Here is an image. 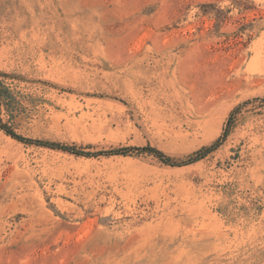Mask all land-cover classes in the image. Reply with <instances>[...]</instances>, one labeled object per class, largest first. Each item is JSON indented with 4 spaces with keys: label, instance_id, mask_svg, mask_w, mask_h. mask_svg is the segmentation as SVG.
I'll use <instances>...</instances> for the list:
<instances>
[{
    "label": "rangeland",
    "instance_id": "374dc122",
    "mask_svg": "<svg viewBox=\"0 0 264 264\" xmlns=\"http://www.w3.org/2000/svg\"><path fill=\"white\" fill-rule=\"evenodd\" d=\"M0 124V264H264V0H0Z\"/></svg>",
    "mask_w": 264,
    "mask_h": 264
},
{
    "label": "trees",
    "instance_id": "16d2710c",
    "mask_svg": "<svg viewBox=\"0 0 264 264\" xmlns=\"http://www.w3.org/2000/svg\"><path fill=\"white\" fill-rule=\"evenodd\" d=\"M0 128L3 129L7 135H10L15 140L20 141V142H24V143H31L32 142V143H35V144L48 146V147L53 148V149H61V150H64V151H68V153H71V154H74V155H86V156L95 155L92 152H86L85 150L77 148L76 146L55 144V143H50L48 141H32L30 139H27V138H24V137H22L20 135L15 134L13 130H11L10 128H8V127H6L4 125H1V124H0ZM215 145H216V143L214 145L212 144L209 148L206 149V151H205V153L203 155L196 156L195 158L193 157L192 159H190L188 161V163L189 162H193V161L195 162V161L201 159L203 156L207 155V153L210 152L212 149L214 150L215 149V147H214ZM135 150H137L138 152L150 153V154L158 157V159L161 160L162 162L167 163V164H173V162H174V160H172L169 157L165 156L164 153H162L160 150H158L155 147H151V146H145V147H142V148L137 147V148H135ZM99 153H101V152H97V154H99ZM128 153H130V150L121 148V149H113L111 152H107L105 154L106 155L107 154L108 155L122 154V156H125Z\"/></svg>",
    "mask_w": 264,
    "mask_h": 264
}]
</instances>
